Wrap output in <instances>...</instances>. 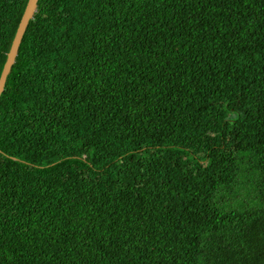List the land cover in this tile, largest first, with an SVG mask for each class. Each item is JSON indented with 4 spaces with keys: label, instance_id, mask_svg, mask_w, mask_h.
<instances>
[{
    "label": "trees",
    "instance_id": "trees-1",
    "mask_svg": "<svg viewBox=\"0 0 264 264\" xmlns=\"http://www.w3.org/2000/svg\"><path fill=\"white\" fill-rule=\"evenodd\" d=\"M26 2L0 0V72ZM0 264H264V0H38Z\"/></svg>",
    "mask_w": 264,
    "mask_h": 264
},
{
    "label": "water",
    "instance_id": "water-1",
    "mask_svg": "<svg viewBox=\"0 0 264 264\" xmlns=\"http://www.w3.org/2000/svg\"><path fill=\"white\" fill-rule=\"evenodd\" d=\"M38 0H27L26 5L24 7L23 13L20 17V20L17 24V28L15 30L14 36L12 38V42L10 44L9 50L5 55V61L3 67L0 72V94L3 90V86L6 80V77L9 73L10 67L14 63L18 46L20 40L23 36V33L26 29V26L29 20L33 17V14L36 11V3Z\"/></svg>",
    "mask_w": 264,
    "mask_h": 264
}]
</instances>
